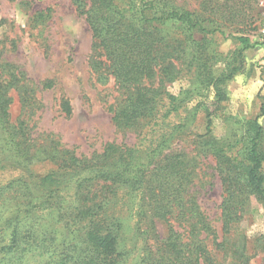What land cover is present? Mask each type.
Segmentation results:
<instances>
[{
	"label": "trees",
	"instance_id": "16d2710c",
	"mask_svg": "<svg viewBox=\"0 0 264 264\" xmlns=\"http://www.w3.org/2000/svg\"><path fill=\"white\" fill-rule=\"evenodd\" d=\"M262 1L198 0L191 11L174 0H102L116 17L100 26L88 16L91 65L111 73L124 91L113 122L138 134L132 146L113 141L78 155L52 133L35 135V86L15 75L0 81V264H251L241 223L251 197L264 204V85L259 115L242 121L247 129L218 136L209 107L223 110L228 100L227 70L216 76L203 57H221L219 42L232 39L241 47L229 57L245 68V53L260 43L244 32ZM184 68L198 73L213 98L202 103L207 122L205 133L192 138L193 155L165 154L187 130L177 98H157ZM14 92L25 111L17 119ZM60 106L71 112L66 101ZM209 159L223 189L215 217L198 197L199 170Z\"/></svg>",
	"mask_w": 264,
	"mask_h": 264
},
{
	"label": "rangeland",
	"instance_id": "374dc122",
	"mask_svg": "<svg viewBox=\"0 0 264 264\" xmlns=\"http://www.w3.org/2000/svg\"><path fill=\"white\" fill-rule=\"evenodd\" d=\"M174 1L191 11L199 8L198 0ZM102 3V0H0V81L10 83L15 75L20 83L28 82L35 86V96L41 105L32 117L35 135L52 133L63 145L75 149L78 155L100 152L106 143L113 141L132 146L138 139V134L132 130L118 131L113 122L116 106L126 97L120 84L111 73L101 68L94 69L91 65L94 40L88 16L98 18L100 26L112 23L116 17L115 10ZM254 20L257 21L244 33L252 37L254 44H260L245 53V68L229 57L232 51L237 53L240 46L232 39L219 42L218 55L221 57L213 53L203 57V61L213 67L216 76L227 70L225 89L228 100L223 110L209 107L213 131L218 136L231 130L244 132L247 126L242 121L253 120L259 115L258 96L264 85V57L257 58V54L264 49L261 32L264 0L257 8ZM238 69L242 71L236 74ZM201 81L198 73L184 68L172 81H166V94L157 98L160 102L169 99L167 93L177 98L179 113L187 130L175 135L165 154L177 151L193 155V136L205 133L207 108L202 103H205V96L213 98V89H206ZM146 84L149 85L148 82ZM152 86L157 89V81L152 82ZM14 93L11 115L17 119L24 116L25 111L17 92ZM62 100L68 103L70 113L61 109ZM144 119L149 121L151 118ZM260 123L264 126V117L260 118ZM4 145L0 142V154ZM199 171V179H203L198 195L200 204L210 216L215 217L220 213L223 195L215 162L212 159L204 161ZM241 226L250 240L247 252L252 258L251 264H264L262 202L250 198L248 214ZM259 237L261 242L252 244Z\"/></svg>",
	"mask_w": 264,
	"mask_h": 264
},
{
	"label": "crops",
	"instance_id": "0c3cea01",
	"mask_svg": "<svg viewBox=\"0 0 264 264\" xmlns=\"http://www.w3.org/2000/svg\"><path fill=\"white\" fill-rule=\"evenodd\" d=\"M264 57V49H260L259 53L257 54V58H263Z\"/></svg>",
	"mask_w": 264,
	"mask_h": 264
},
{
	"label": "built area",
	"instance_id": "2783aa9c",
	"mask_svg": "<svg viewBox=\"0 0 264 264\" xmlns=\"http://www.w3.org/2000/svg\"><path fill=\"white\" fill-rule=\"evenodd\" d=\"M261 32H262V35H263V37H264V24H263L262 27H261Z\"/></svg>",
	"mask_w": 264,
	"mask_h": 264
}]
</instances>
